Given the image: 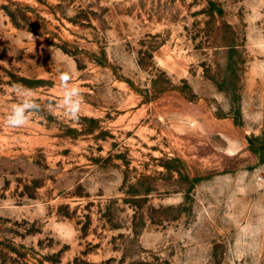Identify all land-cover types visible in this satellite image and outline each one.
Segmentation results:
<instances>
[{"label": "rangeland", "instance_id": "1", "mask_svg": "<svg viewBox=\"0 0 264 264\" xmlns=\"http://www.w3.org/2000/svg\"><path fill=\"white\" fill-rule=\"evenodd\" d=\"M0 264H264V0H0Z\"/></svg>", "mask_w": 264, "mask_h": 264}, {"label": "clouds", "instance_id": "2", "mask_svg": "<svg viewBox=\"0 0 264 264\" xmlns=\"http://www.w3.org/2000/svg\"><path fill=\"white\" fill-rule=\"evenodd\" d=\"M71 71L61 74L60 80L64 86L63 106L66 114L72 118H77L81 109L82 96L80 90L76 87H70ZM24 99L21 103L13 105L11 112L7 117V123L10 127H22L28 122L29 114L39 110L40 105L33 100L30 95L23 93Z\"/></svg>", "mask_w": 264, "mask_h": 264}]
</instances>
